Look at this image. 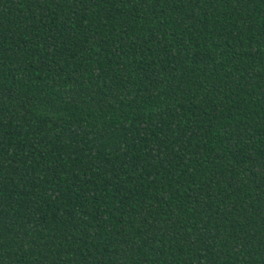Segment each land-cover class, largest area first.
Returning a JSON list of instances; mask_svg holds the SVG:
<instances>
[{
  "label": "trees",
  "instance_id": "obj_1",
  "mask_svg": "<svg viewBox=\"0 0 264 264\" xmlns=\"http://www.w3.org/2000/svg\"><path fill=\"white\" fill-rule=\"evenodd\" d=\"M0 264H264V0H0Z\"/></svg>",
  "mask_w": 264,
  "mask_h": 264
}]
</instances>
